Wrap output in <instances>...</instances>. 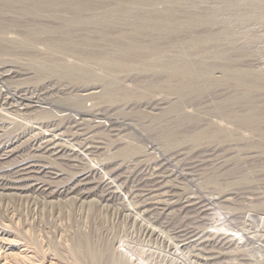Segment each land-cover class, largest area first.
<instances>
[{"label": "rangeland", "instance_id": "obj_1", "mask_svg": "<svg viewBox=\"0 0 264 264\" xmlns=\"http://www.w3.org/2000/svg\"><path fill=\"white\" fill-rule=\"evenodd\" d=\"M78 3L2 16L0 171L33 164L42 192L0 196L4 238L53 264L105 245L130 264H264V0Z\"/></svg>", "mask_w": 264, "mask_h": 264}, {"label": "bare ground", "instance_id": "obj_2", "mask_svg": "<svg viewBox=\"0 0 264 264\" xmlns=\"http://www.w3.org/2000/svg\"><path fill=\"white\" fill-rule=\"evenodd\" d=\"M64 9L65 10L68 9V10L73 11L76 14H80V12H82L86 9V5L82 4V3H78V0L77 1L76 0H65V1L41 0V1H32L31 3H28V4L22 3V2L17 1V0H0V26L2 27V24H3L2 16H4L5 13H8V12L16 11L17 13H21L22 15L23 14L40 15L41 13H48L54 17L59 18L62 16L60 11L64 10ZM1 79H4L3 75H1ZM6 101H7L6 98L3 101H1L0 106L2 107L3 105H6L7 104ZM20 101L23 103V106L26 109H32V111H33V108L37 107L34 105H37V103H39L37 101V99H34L33 97L32 98H30V97L29 98L28 97L22 98V99H20ZM22 109H20V110L22 111ZM24 111H26V110H24ZM98 124H100V122ZM49 126H51V125H47L46 127L48 128ZM78 126H80V125H78ZM10 154H11V152L9 150V145L0 144V163L5 161L6 159H8L10 157ZM38 168L39 167H37V166L34 167L33 164L32 165L18 164V166H15L13 171L11 170L12 172H10L8 170L9 176L6 178H5V176L3 177V175H5L6 173L0 171V196H3V197L15 196V197L22 198L21 196H25V194L28 193L29 191H31V192L33 191V192H36L38 194L42 193V192H40L41 187L38 186L39 184L36 183V180L34 179L36 177V175L39 174ZM33 179L35 180L34 182H32ZM42 191H44V190H42ZM71 193H72L71 190L65 191V192H55V190H53V191H50V192L44 194V196H46L48 199H55L59 196H64L66 198V197L70 196ZM84 197L87 198V196H84ZM146 229H148L147 231H148V233H150V235H155V233H156L155 230H150L147 227H146ZM7 236L8 237L10 236V235H8V232L3 230V229H0V264H53L54 263V262L53 263L51 262L52 261L51 258H46V259L43 258V260L38 259L39 257H37L38 255L36 256L34 254V253H36L34 250H33L34 251V253H33L31 250H29L30 248L27 249V248H25V246H22L24 244L20 245L19 242H18L19 243L18 244L12 240L11 241L6 240V238H4V237H7ZM82 241H83V239H82ZM86 241L87 240L84 239L83 242L86 243ZM183 241H185V240H183ZM112 248L109 245H105V247L103 248V253H97L100 251L96 252V251L88 249V247H85L82 250L76 249V251L74 252V258L76 261H83L84 260L88 264H101L100 259H101V257H103L105 255L107 257L106 264H130V262H128L127 260H124V261L118 260L116 258L117 254ZM47 256H49V255H47ZM185 256H186V254H185ZM205 261H207V260H205Z\"/></svg>", "mask_w": 264, "mask_h": 264}]
</instances>
